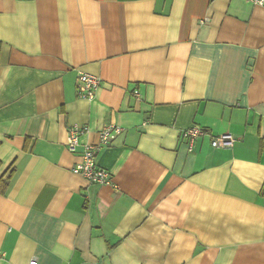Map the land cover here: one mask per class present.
<instances>
[{"label": "crops", "instance_id": "1", "mask_svg": "<svg viewBox=\"0 0 264 264\" xmlns=\"http://www.w3.org/2000/svg\"><path fill=\"white\" fill-rule=\"evenodd\" d=\"M0 179V264H264V5L0 0Z\"/></svg>", "mask_w": 264, "mask_h": 264}, {"label": "built area", "instance_id": "2", "mask_svg": "<svg viewBox=\"0 0 264 264\" xmlns=\"http://www.w3.org/2000/svg\"><path fill=\"white\" fill-rule=\"evenodd\" d=\"M255 5H264V0H246ZM101 85V78L85 72H80L77 82L78 96L84 98H94L97 90ZM137 93V91H136ZM83 129L79 126H73L68 132L67 147L71 152H77L81 147V134ZM124 129L120 126L111 124L105 126L100 134L99 141L96 145L85 144L81 149L80 160L73 168V172L83 176L88 182L96 184H113L110 172L99 165L97 159V152L101 147L111 145L114 140L122 134ZM205 130L200 126H192L186 129L182 136L188 143L190 150H193L196 140L203 135ZM235 138L232 134H221L214 136L212 145L214 147H232ZM30 264H38L36 259L32 260Z\"/></svg>", "mask_w": 264, "mask_h": 264}, {"label": "trees", "instance_id": "3", "mask_svg": "<svg viewBox=\"0 0 264 264\" xmlns=\"http://www.w3.org/2000/svg\"><path fill=\"white\" fill-rule=\"evenodd\" d=\"M9 179H11V176ZM8 186H9L8 182H5V181L0 179V193H5L8 189ZM262 192L264 193V188H263Z\"/></svg>", "mask_w": 264, "mask_h": 264}]
</instances>
